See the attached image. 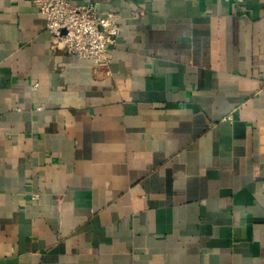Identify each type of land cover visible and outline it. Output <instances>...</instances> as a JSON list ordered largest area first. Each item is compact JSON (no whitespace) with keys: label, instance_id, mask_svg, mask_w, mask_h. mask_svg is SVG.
Here are the masks:
<instances>
[{"label":"crops","instance_id":"1","mask_svg":"<svg viewBox=\"0 0 264 264\" xmlns=\"http://www.w3.org/2000/svg\"><path fill=\"white\" fill-rule=\"evenodd\" d=\"M73 1L108 66L0 0V264H264V0Z\"/></svg>","mask_w":264,"mask_h":264},{"label":"built area","instance_id":"2","mask_svg":"<svg viewBox=\"0 0 264 264\" xmlns=\"http://www.w3.org/2000/svg\"><path fill=\"white\" fill-rule=\"evenodd\" d=\"M46 19L51 47L64 50L94 67L108 66L120 34V14L99 11L92 2L79 5L73 0H32ZM139 11L133 16L138 17Z\"/></svg>","mask_w":264,"mask_h":264}]
</instances>
